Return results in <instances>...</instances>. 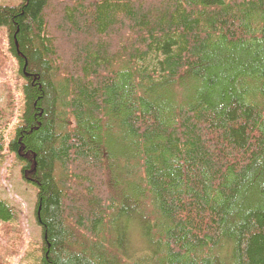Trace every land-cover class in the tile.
Masks as SVG:
<instances>
[{"label": "trees", "instance_id": "1", "mask_svg": "<svg viewBox=\"0 0 264 264\" xmlns=\"http://www.w3.org/2000/svg\"><path fill=\"white\" fill-rule=\"evenodd\" d=\"M2 26L42 231L23 264H264V0H22ZM0 238L13 264L2 197Z\"/></svg>", "mask_w": 264, "mask_h": 264}, {"label": "rangeland", "instance_id": "2", "mask_svg": "<svg viewBox=\"0 0 264 264\" xmlns=\"http://www.w3.org/2000/svg\"><path fill=\"white\" fill-rule=\"evenodd\" d=\"M21 1L0 0V4L17 5ZM8 42L7 28L2 26L0 27V125L4 126V150L0 160V197L16 208L24 242L21 249L19 245L16 248L15 246L12 247L17 251L16 254L8 255L12 257L13 264H23L24 258L21 256L24 252L33 251L34 247H39L42 231L35 215L37 186L24 178L22 173L24 162L8 148L24 109L23 86L25 82L20 73L18 61L8 48ZM0 243L8 244L2 238H0ZM36 255L38 256V249ZM34 259L33 256V262Z\"/></svg>", "mask_w": 264, "mask_h": 264}, {"label": "bare ground", "instance_id": "3", "mask_svg": "<svg viewBox=\"0 0 264 264\" xmlns=\"http://www.w3.org/2000/svg\"><path fill=\"white\" fill-rule=\"evenodd\" d=\"M2 5H6V4H2ZM15 56V55H14Z\"/></svg>", "mask_w": 264, "mask_h": 264}]
</instances>
